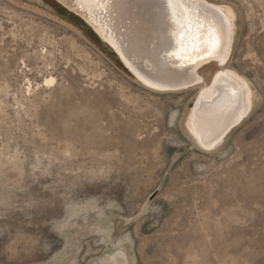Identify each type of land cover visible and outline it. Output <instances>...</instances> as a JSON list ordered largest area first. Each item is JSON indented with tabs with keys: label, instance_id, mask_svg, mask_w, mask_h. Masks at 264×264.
Returning a JSON list of instances; mask_svg holds the SVG:
<instances>
[{
	"label": "rangeland",
	"instance_id": "rangeland-1",
	"mask_svg": "<svg viewBox=\"0 0 264 264\" xmlns=\"http://www.w3.org/2000/svg\"><path fill=\"white\" fill-rule=\"evenodd\" d=\"M205 1L253 93L213 150L187 117L216 63L155 89L56 0H0V264H264V0Z\"/></svg>",
	"mask_w": 264,
	"mask_h": 264
},
{
	"label": "bare ground",
	"instance_id": "bare-ground-1",
	"mask_svg": "<svg viewBox=\"0 0 264 264\" xmlns=\"http://www.w3.org/2000/svg\"><path fill=\"white\" fill-rule=\"evenodd\" d=\"M59 2L81 15L117 49L131 71L155 89L168 91L190 87L204 81L200 73L202 67L211 63L221 67L212 84L202 90L187 117L191 134L204 149L218 147L250 113L253 93L247 79L225 67L235 36V12L229 6L210 4L205 0H136L133 11L141 8L143 15H153L152 22L148 23L142 17L130 16L128 19L132 12L130 0ZM127 20L131 21L132 27L128 28L134 29V34L125 47L126 33L119 29L126 26ZM146 40H151L163 53L161 65H157L159 71L154 76L140 66L134 68L126 58L127 55L131 58L132 55L141 56ZM176 80H182V83L175 84ZM51 82L53 79L47 80V83ZM121 254L125 257V253Z\"/></svg>",
	"mask_w": 264,
	"mask_h": 264
},
{
	"label": "water",
	"instance_id": "water-1",
	"mask_svg": "<svg viewBox=\"0 0 264 264\" xmlns=\"http://www.w3.org/2000/svg\"><path fill=\"white\" fill-rule=\"evenodd\" d=\"M58 3H60L66 10H68L71 14H73L74 16L80 17L81 19L84 20V22L86 24H88L89 26L92 27V25H90L81 15H79L77 12L72 11L71 9H69L68 7H66L65 5H63L61 2H59V0H56ZM136 1V0H135ZM135 1L134 0H130V5L129 8L131 9V13L129 14L128 19H130V16H135V17H142L143 19H145V22L151 23L152 22V18L153 15L152 14H146L143 15V11L141 10V8L137 11H133V7L135 5ZM159 7H161V5H159ZM127 10H128V6H127ZM131 21L127 20V24L126 26H121L120 27V31L121 29L124 31L122 33H126L125 35V39L123 42V46H128L130 41L132 39V35L134 34V29L132 28H128V27H132L130 25ZM93 28V27H92ZM93 30L96 32V34L99 35V33L93 28ZM101 37V36H100ZM103 38V37H101ZM129 38V39H128ZM104 39V38H103ZM105 40V39H104ZM129 43H128V42ZM127 42V43H126ZM135 42V41H134ZM109 43V42H108ZM110 44V43H109ZM134 44V43H133ZM111 45V44H110ZM112 46V45H111ZM113 47V46H112ZM134 47V45H133ZM114 48V47H113ZM117 52V54L120 56V58L122 59L121 55L119 54V52L117 51L116 48H114ZM163 53L160 52V49L157 47H154V44L151 40H146L145 44H144V48L142 50V55L141 56H136V55H132L133 58H131L130 56L127 55V59L129 60L130 64L134 67V68H140L142 67V70L144 72H146L147 74H149L150 76H154L155 73H158L159 71V67L157 66L158 63L160 64V61L162 60ZM123 60V59H122ZM161 65V64H160ZM162 74H164V72L161 69ZM166 73V72H165ZM182 80L178 81L176 80L175 84H181Z\"/></svg>",
	"mask_w": 264,
	"mask_h": 264
},
{
	"label": "crops",
	"instance_id": "crops-1",
	"mask_svg": "<svg viewBox=\"0 0 264 264\" xmlns=\"http://www.w3.org/2000/svg\"><path fill=\"white\" fill-rule=\"evenodd\" d=\"M67 12H69V11L67 10ZM69 14H71V13L69 12Z\"/></svg>",
	"mask_w": 264,
	"mask_h": 264
}]
</instances>
